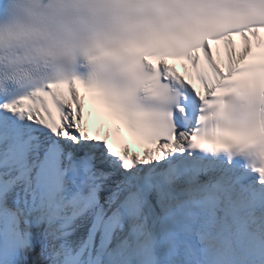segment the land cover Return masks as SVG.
I'll return each mask as SVG.
<instances>
[{
    "label": "snow or ice",
    "instance_id": "6c2138e0",
    "mask_svg": "<svg viewBox=\"0 0 264 264\" xmlns=\"http://www.w3.org/2000/svg\"><path fill=\"white\" fill-rule=\"evenodd\" d=\"M262 32L264 0H0V264H264Z\"/></svg>",
    "mask_w": 264,
    "mask_h": 264
},
{
    "label": "bare ground",
    "instance_id": "6f19581e",
    "mask_svg": "<svg viewBox=\"0 0 264 264\" xmlns=\"http://www.w3.org/2000/svg\"><path fill=\"white\" fill-rule=\"evenodd\" d=\"M236 44V43H235ZM236 46H237V48H239L241 45H237L236 44ZM214 47V49L215 48H220L221 49V52H222V50H223V45H215V46H213ZM170 65H172V66H174L173 64H171L170 63ZM175 67V66H174ZM182 76H184V78L185 79H188V77H187V75L184 73V74H181ZM190 83H192V84H196L201 90H203L204 91V89H203V87L199 84V83H197L196 81H194V80H192V81H189ZM85 118H86V113H85V111H84V121H83V126L85 127V130L86 131H88L87 130V127H86V125H85Z\"/></svg>",
    "mask_w": 264,
    "mask_h": 264
}]
</instances>
